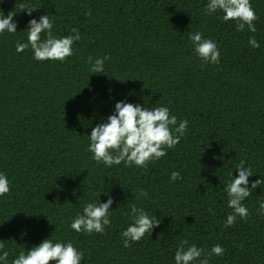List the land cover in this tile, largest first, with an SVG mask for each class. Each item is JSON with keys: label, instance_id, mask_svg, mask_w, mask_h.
Returning <instances> with one entry per match:
<instances>
[{"label": "trees", "instance_id": "trees-1", "mask_svg": "<svg viewBox=\"0 0 264 264\" xmlns=\"http://www.w3.org/2000/svg\"><path fill=\"white\" fill-rule=\"evenodd\" d=\"M208 3L0 0V14L15 13L17 23V32L0 33V173L10 184L0 196V255L9 253L7 264L48 238L71 241L84 253L81 264H175L185 239L205 253L224 248L209 264H264V183L242 201L249 217L225 227L233 212L226 187L240 161L253 173L249 189L264 179V0H250L255 33L238 31L221 11L206 15ZM21 5L36 9L29 16ZM42 15L54 20L57 37L80 31L63 62L36 61L31 47L16 51L18 41L27 42L29 21ZM195 32L217 43L218 65L195 53ZM252 36L259 48L249 44ZM89 56L109 57L103 73L90 72ZM120 101L166 106L176 126L188 121L187 131L146 168L97 163L90 133ZM173 171L182 179L172 181ZM141 189L147 195L136 199ZM109 197L103 234L71 228L87 203ZM133 204L160 224L125 248Z\"/></svg>", "mask_w": 264, "mask_h": 264}, {"label": "clouds", "instance_id": "clouds-1", "mask_svg": "<svg viewBox=\"0 0 264 264\" xmlns=\"http://www.w3.org/2000/svg\"><path fill=\"white\" fill-rule=\"evenodd\" d=\"M22 10H27L31 16L36 8L21 5ZM205 14L210 15L221 11L225 22L235 21L238 31H248L255 33L254 21L258 19L250 0H209L206 5ZM90 14V13H89ZM15 13L9 12L5 17L0 14V33L17 32V23L14 21ZM54 20L49 15H42L37 19L33 18L28 23L27 42H17L16 51L23 52L31 47L36 61H65L73 55V44L81 39L80 31L76 28L71 30V34L57 37L53 35ZM189 39L194 45L195 53L205 62L218 65L220 63V51L217 43L212 39H206L201 32L190 33ZM249 44L253 48H259L260 44L255 36L249 39ZM109 57L95 59L88 57L90 72L100 74L104 72V62ZM177 125V117L170 114V109L166 106L155 108L142 107L139 104H132L124 101L115 104L114 114L108 116L107 122L98 123L92 128L90 133V144L88 151L93 154V159L103 162L111 167L120 165L122 162L128 166L133 164L146 168L149 162L159 160L164 157L166 149L174 148L180 143V138L187 131L188 121L183 120ZM238 176L234 177L226 187L228 195V207L233 210L227 216L225 227L233 226L237 216L246 220L250 213L242 201L252 195L253 190L264 183V179L251 182L249 189V177L253 175L250 167H245L243 160L237 165ZM230 175L233 176L232 173ZM170 179L176 181L182 179L180 172L173 171ZM10 191V184L7 176L0 173V196ZM144 190H140L136 199L146 196ZM113 204L111 197L107 202L87 203L82 214H77L71 223V228L77 232L88 234L105 232V227L111 224L109 218L110 208ZM260 212L264 214V202L260 203ZM50 222V221H49ZM51 223V222H50ZM160 219L155 215H149L143 208H138L135 204L131 206V223L123 231V246L130 247V242H139L145 234H151L152 230L158 227ZM5 248L4 241H0V250ZM213 254L221 256L224 248L217 244L205 253L203 248H198L195 244L189 245L187 239L180 241L175 252V264H193L199 260V264H209V257ZM9 253L4 251L0 255V264H7ZM85 259L84 253L77 249L69 241L53 242L52 239H44L39 245L33 246L30 250L21 251L12 264H81Z\"/></svg>", "mask_w": 264, "mask_h": 264}]
</instances>
